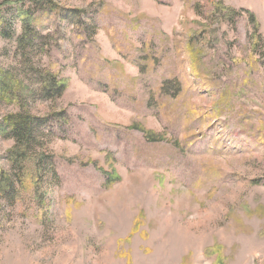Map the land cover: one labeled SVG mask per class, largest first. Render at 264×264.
I'll return each mask as SVG.
<instances>
[{
    "label": "rangeland",
    "instance_id": "1",
    "mask_svg": "<svg viewBox=\"0 0 264 264\" xmlns=\"http://www.w3.org/2000/svg\"><path fill=\"white\" fill-rule=\"evenodd\" d=\"M4 1L0 71L20 78ZM49 1L30 57L66 88L0 86V122L47 119L58 182L45 169L37 191L29 160L0 196V264H264V0ZM13 145L0 135L3 169Z\"/></svg>",
    "mask_w": 264,
    "mask_h": 264
},
{
    "label": "trees",
    "instance_id": "2",
    "mask_svg": "<svg viewBox=\"0 0 264 264\" xmlns=\"http://www.w3.org/2000/svg\"><path fill=\"white\" fill-rule=\"evenodd\" d=\"M23 2H27L28 4L24 5L22 4ZM4 3L15 6L14 15L16 18H19L21 23V34L16 38V41L20 55L23 58V71L25 72L19 78L17 75L13 77V74L1 70L0 86H2L3 92L7 94V88L10 89V85L13 83L20 88L21 82L23 83L25 80L33 86H39V88L35 89L37 92L25 88L24 97L28 93H31L29 97L38 96L41 100L60 98L66 88L64 79L59 77L58 73L35 65L30 57L31 50L34 48L40 51L44 50L47 43V37L32 27V17L34 13L44 9V4L51 2L49 0H5ZM51 7L53 6L51 5ZM3 21V15L0 12V24ZM250 21L252 23L255 22L254 16L251 13ZM1 33L5 37H10V26L9 29L7 26H3ZM22 95L23 91L19 90L20 99ZM46 121L45 117L28 113L25 109H22L0 122V135L14 139L13 148L7 155L9 168L3 169L0 167V196L7 202L11 203L14 201L29 160L33 161L37 173L35 180V189L37 191L39 180L42 173L45 174V169H48L47 173L50 175V179L58 182V176L51 159H44L45 153L42 150L36 149V147L40 146L39 136L44 134L43 126Z\"/></svg>",
    "mask_w": 264,
    "mask_h": 264
}]
</instances>
